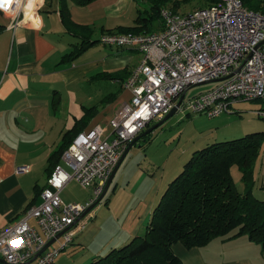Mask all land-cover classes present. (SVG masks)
Returning <instances> with one entry per match:
<instances>
[{"label": "built area", "instance_id": "built-area-1", "mask_svg": "<svg viewBox=\"0 0 264 264\" xmlns=\"http://www.w3.org/2000/svg\"><path fill=\"white\" fill-rule=\"evenodd\" d=\"M28 3L0 0V13L10 18V27L26 21ZM34 3L36 15L43 0ZM160 14L164 22L160 31L100 36L102 44L141 52L140 63L123 82L131 97L111 117V128L94 125L64 150L63 164L42 188L41 202L0 229V258L11 264H54L77 234L89 227L84 217L92 215L93 209H88L103 193L128 144L169 113L184 93L178 111L209 118L233 113L240 102L264 99V11L250 9L243 0H218L190 12L164 7ZM203 82L215 85L187 98L188 90ZM257 113L264 117V108ZM16 170L28 172L30 166ZM71 180L92 188V197L86 202H65L62 190Z\"/></svg>", "mask_w": 264, "mask_h": 264}, {"label": "crops", "instance_id": "crops-1", "mask_svg": "<svg viewBox=\"0 0 264 264\" xmlns=\"http://www.w3.org/2000/svg\"><path fill=\"white\" fill-rule=\"evenodd\" d=\"M69 5L72 19L82 26L93 27V37L97 36L98 40L70 62H62V58L81 39L66 30L58 11L59 0H43L36 15L34 0H29L26 21L16 28L10 27V18L0 13L3 26L0 31V229L18 221L26 210L41 202L40 193L52 174L47 170L50 155L59 147L63 134L84 115V107L99 105V114L88 128L97 124L105 126L103 118L111 119L131 97L123 82L140 63L141 52L105 45L99 39L103 33L120 32V26H136L139 10L148 12V1L96 0L87 6L70 1ZM165 7L177 12L199 8L184 11L172 3ZM158 20L142 32L160 31L164 22L161 16ZM122 69L127 73L121 80L93 78L100 72L110 74ZM98 80L115 88L105 101L101 95L88 94L87 86ZM55 92L60 95V101L53 104ZM62 164L61 156L58 165ZM21 165H29L30 170L18 173L16 169ZM157 180L152 190L139 197L135 207L131 206L124 216L110 209L116 220H124L118 233L100 237L106 238L101 242L97 238L99 227L91 226L77 234L64 251L66 255H60L55 264H86L112 245L123 244L142 233L160 198L164 178ZM62 197L67 203L89 200ZM131 198L137 197L131 193ZM112 202L113 199L110 205ZM96 217L95 213L84 219H89L91 225ZM30 222L36 224L33 219ZM173 248L185 264H264L262 246L242 235L229 239L216 237L203 247L188 248L178 242Z\"/></svg>", "mask_w": 264, "mask_h": 264}, {"label": "trees", "instance_id": "trees-1", "mask_svg": "<svg viewBox=\"0 0 264 264\" xmlns=\"http://www.w3.org/2000/svg\"><path fill=\"white\" fill-rule=\"evenodd\" d=\"M70 1L78 6H87L96 0H59L58 11L66 30L81 39L63 56L62 62L74 61L98 41L93 37V27L82 26L72 19ZM147 1L148 12L145 14L139 10L136 26H120L121 31H147L160 18L161 10L166 5L172 3L178 7L186 0ZM206 1L211 5L218 0ZM243 2L250 9L264 11V0ZM2 28L0 25V31ZM126 73L125 69L110 74L100 72L93 78L121 80ZM55 100L60 101L58 92L54 93L53 104ZM97 114L99 105L84 107V115L77 118L63 134L59 147L50 155L47 169L50 173L60 162L64 150L90 126ZM263 137V131L253 132L195 151L181 173L168 183L144 231L123 244L112 245L86 264H185L174 251V244L181 242L188 248L203 247L216 237L229 239L241 235L260 244L264 250V199L253 192L256 184L254 166L264 146ZM151 140L153 134L146 143ZM234 166L240 170L243 191L237 187Z\"/></svg>", "mask_w": 264, "mask_h": 264}, {"label": "rangeland", "instance_id": "rangeland-1", "mask_svg": "<svg viewBox=\"0 0 264 264\" xmlns=\"http://www.w3.org/2000/svg\"><path fill=\"white\" fill-rule=\"evenodd\" d=\"M208 4L209 2L206 0H186L182 1L178 7L184 11H190L195 7ZM96 37L94 35L95 39ZM98 81L87 86L88 94H93V97L101 95L102 99H105L115 88ZM214 85L215 83L212 82L198 85V87L194 86L188 90L187 98L205 92ZM237 108L239 109H235L233 113H224L215 118L178 111L153 132V140L143 147L135 145L122 161L105 198L91 212L92 215L96 213L97 219L89 225L88 229L91 226L99 227L97 238L118 233L124 220H116L114 218L116 216L110 211L111 208L115 213L124 216L131 206L135 207L139 197H143L147 191L152 190L158 183L157 178H164L162 189L159 190L161 198L168 183L181 173L193 153L206 145L239 138L253 132H264V117L257 113L264 108L263 98L241 102ZM110 120L108 118L102 120L108 128H111ZM254 170L256 182L254 195L264 199V146L255 163ZM233 174L238 189L243 191L244 184L241 181V173L235 166ZM170 178L172 179L170 180ZM91 191V188L83 186L77 180H72L63 188L62 195L70 199L79 197L90 199ZM131 193L137 198L132 200ZM111 199H113L112 205H110ZM100 205L103 207H99ZM150 220L151 217L148 222ZM104 239L106 238H100V241L102 242ZM60 255L62 257L66 253L62 252Z\"/></svg>", "mask_w": 264, "mask_h": 264}, {"label": "water", "instance_id": "water-1", "mask_svg": "<svg viewBox=\"0 0 264 264\" xmlns=\"http://www.w3.org/2000/svg\"><path fill=\"white\" fill-rule=\"evenodd\" d=\"M227 78V76L223 77V78H220L219 80H223ZM202 84H206V82H203V83H200L198 85H202ZM186 98V93H184L179 102L177 103V105L174 106V108L171 109V111L169 113H167L163 118H161L159 121H157L155 124H153L152 126H149L148 129H146L145 131H143L142 133H140L139 135H137L127 146L125 152L123 153L120 161L118 162L117 165H115L116 167L114 168L106 186H105V189L103 191V193L101 194V196L90 206V208L88 209V211H91L92 209L95 208V206H97L100 202H102V200L105 198L113 180H114V177L122 163V161L124 160V158L126 157V155L128 154V152L135 146V145H138V146H142L143 144H145L148 140H150V137H148V135L150 136V134L153 133V131L155 129H157L158 127H161L168 119H170L173 115H175L178 110H179V107L180 105L182 104L183 101H185L184 99ZM146 137V138H144ZM61 235V234H60ZM59 235V236H60ZM53 242V240L51 242L48 243L47 246H49L51 243ZM46 246V248H47ZM0 262H3V263H6V264H11L9 262L6 261V259L4 258H0ZM20 264H29L28 262L26 263H20Z\"/></svg>", "mask_w": 264, "mask_h": 264}, {"label": "flooded vegetation", "instance_id": "flooded-vegetation-1", "mask_svg": "<svg viewBox=\"0 0 264 264\" xmlns=\"http://www.w3.org/2000/svg\"><path fill=\"white\" fill-rule=\"evenodd\" d=\"M156 122H157V121L151 122L149 125L146 126V128H145L143 131H145L146 129H148L149 126H152V125L155 124ZM158 128H159V127H158ZM155 130H156V129H155ZM155 130H154V131H155ZM154 131H153V132H154ZM152 134H153V133H152ZM150 136H151V134H150ZM150 136L148 135V137H150ZM144 138H146V137H144Z\"/></svg>", "mask_w": 264, "mask_h": 264}, {"label": "clouds", "instance_id": "clouds-1", "mask_svg": "<svg viewBox=\"0 0 264 264\" xmlns=\"http://www.w3.org/2000/svg\"><path fill=\"white\" fill-rule=\"evenodd\" d=\"M11 3V0H6V4H10Z\"/></svg>", "mask_w": 264, "mask_h": 264}]
</instances>
